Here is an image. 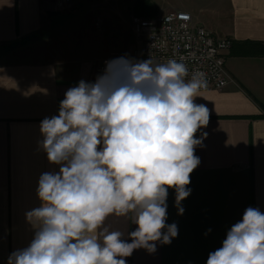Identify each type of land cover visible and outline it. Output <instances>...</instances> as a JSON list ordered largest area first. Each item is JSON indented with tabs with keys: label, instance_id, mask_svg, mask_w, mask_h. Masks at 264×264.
I'll return each mask as SVG.
<instances>
[{
	"label": "crops",
	"instance_id": "1",
	"mask_svg": "<svg viewBox=\"0 0 264 264\" xmlns=\"http://www.w3.org/2000/svg\"><path fill=\"white\" fill-rule=\"evenodd\" d=\"M176 9L233 40L226 53L231 82L195 98L210 118L196 133L201 162L191 174V194L181 202L183 215L177 214L175 190L168 191L167 223H177L178 236L171 244L157 243L152 254L135 250L127 264H206L247 207L264 212V0H183L177 8L147 0H74L62 11L55 0H0V264L30 243L34 230L25 213L40 206L38 179L59 171L38 148L40 122L58 114L70 87L94 82L101 75L98 62L117 50L91 45L84 51L68 43H123L127 18ZM135 46L118 49L125 56ZM105 223L125 232V239L136 227L114 215Z\"/></svg>",
	"mask_w": 264,
	"mask_h": 264
},
{
	"label": "clouds",
	"instance_id": "2",
	"mask_svg": "<svg viewBox=\"0 0 264 264\" xmlns=\"http://www.w3.org/2000/svg\"><path fill=\"white\" fill-rule=\"evenodd\" d=\"M207 86L206 74L189 75L183 62L125 55L106 61L94 82L70 87L39 126L38 148L59 171L40 175V206L25 213L33 238L8 264H127L137 249L171 244L179 229L167 223L168 191L183 215L201 162L196 133L210 118L195 98ZM113 215L136 226L127 239L106 226ZM206 264H264V212L247 207Z\"/></svg>",
	"mask_w": 264,
	"mask_h": 264
},
{
	"label": "built area",
	"instance_id": "3",
	"mask_svg": "<svg viewBox=\"0 0 264 264\" xmlns=\"http://www.w3.org/2000/svg\"><path fill=\"white\" fill-rule=\"evenodd\" d=\"M73 1L55 0L56 9L65 10ZM133 31L136 46L127 56L134 61L151 58L154 63H165L169 59L183 62L189 69V75L193 71L206 74L208 86L202 90H222L230 84L226 53L233 40L216 35L196 23L189 11L176 9L152 17L134 16ZM119 57L122 55L113 52L102 58L96 65V71L102 74L105 62Z\"/></svg>",
	"mask_w": 264,
	"mask_h": 264
},
{
	"label": "rangeland",
	"instance_id": "4",
	"mask_svg": "<svg viewBox=\"0 0 264 264\" xmlns=\"http://www.w3.org/2000/svg\"><path fill=\"white\" fill-rule=\"evenodd\" d=\"M147 1H152L153 3H157L159 8H164L170 5H173V7H180L182 5L183 0H147ZM126 24L123 25L124 29V37H125V42L123 43H118V42H84V43H79V42H71L68 43L71 46H75L77 47V45H82L84 48V51L87 50V48H91V45L93 46V49H97L96 47L99 46V48H103V47H115L117 50H115L116 52H118L119 54L122 55V50L118 49L119 45L123 44V45H134L136 44V40H135V36H134V31H133V19L131 21V18H127L126 20ZM129 42V43H128ZM92 50V48H91ZM109 56V55H108ZM103 57V55H102Z\"/></svg>",
	"mask_w": 264,
	"mask_h": 264
}]
</instances>
